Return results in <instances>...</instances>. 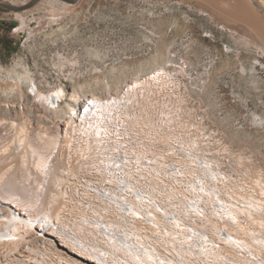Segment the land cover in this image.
Listing matches in <instances>:
<instances>
[{
	"label": "rangeland",
	"instance_id": "obj_1",
	"mask_svg": "<svg viewBox=\"0 0 264 264\" xmlns=\"http://www.w3.org/2000/svg\"><path fill=\"white\" fill-rule=\"evenodd\" d=\"M0 1L19 7L31 0ZM1 23L16 48L0 52V201L19 199L16 208L26 215L51 210L64 225H78L82 212L63 191L85 189L76 168L86 150L71 134V109L170 65L185 68L190 104L219 133L208 158L223 174L219 193L241 209L239 233L264 236V0H40L21 12L0 7ZM57 91L58 108L48 100ZM8 183L11 193L4 192ZM94 205L106 213L100 200ZM9 209L0 202L1 217ZM86 229L75 236L108 251L101 235ZM44 239L29 230L0 253L20 258L28 246L57 262Z\"/></svg>",
	"mask_w": 264,
	"mask_h": 264
},
{
	"label": "built area",
	"instance_id": "obj_2",
	"mask_svg": "<svg viewBox=\"0 0 264 264\" xmlns=\"http://www.w3.org/2000/svg\"><path fill=\"white\" fill-rule=\"evenodd\" d=\"M71 134L85 146L76 168L85 189L63 191L89 229L120 234L125 245L137 246L141 264H264V236L239 233L241 209L216 186L224 178L208 154L219 140L168 74L121 102L96 107ZM24 251L0 264L50 260Z\"/></svg>",
	"mask_w": 264,
	"mask_h": 264
},
{
	"label": "bare ground",
	"instance_id": "obj_3",
	"mask_svg": "<svg viewBox=\"0 0 264 264\" xmlns=\"http://www.w3.org/2000/svg\"><path fill=\"white\" fill-rule=\"evenodd\" d=\"M175 67L176 66H170L169 65V66H165V67L156 69L155 71H153V72H151L145 76H140V77L138 76V78L132 80L129 84L126 83V85L123 86L122 89L119 90V92L117 94H114L112 96H111V94L109 96H106V97H100V96H95V95L90 96L89 98L84 100V103H82L79 108H77V111H75L76 109H74V108L71 109V112L74 111V113H73V115H69V117H68L69 120L67 121L68 125L71 127L70 130L71 131L74 130L75 126H80L81 123L86 122V120H89L91 112L96 107L109 106V104H111L113 102H121L123 99L132 96L133 93L137 91L138 87L140 85H143L144 82H147L149 80H155L156 78H161L165 74H168L173 80L176 81V83H178L180 85V94L184 97V102L186 103V105H188L190 108H192L193 111H195L194 110L195 108L193 107V105L190 104V103H192V101L189 102L190 96H188V94H187V89H186L187 83H186V80L184 79L185 78V68L184 67L175 68ZM36 93H37V89H36ZM63 93L64 92L62 90L61 94H63ZM39 96L42 97L44 95L39 94ZM71 99H72V97L70 98V100ZM76 99H77V97L74 96L73 101H76ZM48 100L51 101L52 104H55L56 107L58 108L59 107L58 101L62 102L60 92L57 91V93L55 95L49 96ZM193 104H195V103H193ZM195 113H196V117L198 118L199 122L209 129V125L207 124L206 117H205L204 113H202L201 111L200 112L195 111ZM209 131L213 134L214 139L218 140L220 138V136L217 135V134H219L217 131H214L211 129H209ZM220 140L222 141V139H220ZM228 147L229 146H227V148ZM50 174L52 175L53 173H50ZM55 174L56 173H54V175ZM58 178L56 180V176H55V181H57L56 185L63 183L60 181V179H62V178H60V179H58ZM52 179H54V178H52ZM12 185L9 183L5 184L6 187H4V192L5 193H11L12 189H14V188H12ZM17 188L18 187L16 185L15 192H17ZM46 188H48V187H46ZM9 198L11 200L14 197L11 198V196H10ZM13 200L15 201L16 199H13ZM17 201H19V199L16 200V204L18 203ZM0 202L3 204L9 205L11 208H13V209H9V213L6 217L0 216V225H3L4 226L3 229H5V230L0 229V245L1 246H3L2 244L5 243L4 241H12V243H14V241H16V240L24 241L25 240L24 234H27L25 232L32 230L33 232L36 233V235H38V237H40V238L42 237L43 239L45 238L44 240L47 241L50 245H52L54 247L55 251L57 252L56 253L57 262H55V260H53L54 262H52L50 260H46V261L45 260L44 261L35 260L32 264H141V261H142L141 257L137 253V248H135L137 246L135 245V247H131V246H129V244L125 245L123 242V237L120 234L114 233L108 229H106L105 231L102 230V233H99L101 235L100 236L101 241H103L105 246L108 248V251L106 250L104 252H101L96 248L95 245L90 246L92 243L90 245H87L88 243L86 244L83 240L78 239L77 236H75L74 232H76V229L78 232H85V230H87L86 226L88 224L87 223L88 218H86V217H81V220L79 219L80 222L78 221L79 222L78 225L75 224L76 226L74 225L70 228L69 226H66L63 223H61L62 219H61L60 213L51 214L50 213L51 210L50 211L48 210L49 212H46L42 215H35L34 217H32V216H29V213H28V215H26L27 213L23 211L24 209L20 211V209L16 208L17 206L15 203L12 204V203H9L6 201H0ZM23 204H25V203H23ZM26 205H27V203L25 204V206ZM71 210H72V208H71ZM78 217H79V215H78ZM38 233H40V234H38ZM46 235L53 237V240L46 237ZM20 244H21V242H20ZM129 247H131V248H129ZM12 248H11V250H12ZM16 249L17 248H15V250ZM24 249H29V247L26 246ZM11 250H9V251H11ZM15 250H13V252ZM32 251H30L31 252L30 254L34 253V251L33 252ZM68 252L70 254H68ZM4 253H5V250L3 249L0 253L1 254L0 255V262L2 260H4V256L7 255ZM20 255H22V253H20ZM45 258H46V256H45ZM48 261H50V262H48ZM5 264H10V263L7 262Z\"/></svg>",
	"mask_w": 264,
	"mask_h": 264
},
{
	"label": "trees",
	"instance_id": "obj_4",
	"mask_svg": "<svg viewBox=\"0 0 264 264\" xmlns=\"http://www.w3.org/2000/svg\"><path fill=\"white\" fill-rule=\"evenodd\" d=\"M2 27H0V31H5V34L0 36V52L10 55L13 53L16 45L12 42L11 38L8 36L10 33L8 30V26L5 23H1Z\"/></svg>",
	"mask_w": 264,
	"mask_h": 264
},
{
	"label": "water",
	"instance_id": "obj_5",
	"mask_svg": "<svg viewBox=\"0 0 264 264\" xmlns=\"http://www.w3.org/2000/svg\"><path fill=\"white\" fill-rule=\"evenodd\" d=\"M39 1L40 0H31L27 4H25L23 6H19V7L12 6V5H9V4H6V3L0 1V7L4 8V9H7V10H10V11H13V12H21V11H25L27 9L32 8ZM60 1L68 3V4H73V3H75L78 0H60Z\"/></svg>",
	"mask_w": 264,
	"mask_h": 264
}]
</instances>
